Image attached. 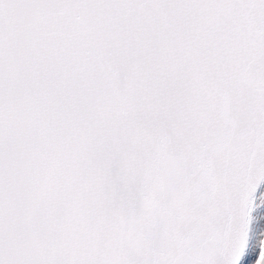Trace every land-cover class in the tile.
<instances>
[{"label":"snow or ice","instance_id":"obj_1","mask_svg":"<svg viewBox=\"0 0 264 264\" xmlns=\"http://www.w3.org/2000/svg\"><path fill=\"white\" fill-rule=\"evenodd\" d=\"M262 184L264 0H0V264H264Z\"/></svg>","mask_w":264,"mask_h":264},{"label":"rangeland","instance_id":"obj_2","mask_svg":"<svg viewBox=\"0 0 264 264\" xmlns=\"http://www.w3.org/2000/svg\"><path fill=\"white\" fill-rule=\"evenodd\" d=\"M261 190H264V186L261 188ZM256 252L258 254V252H259V249L258 248H257ZM255 258H256L255 254L252 255V256H250V257H246L244 264H247V262H248L249 259H255Z\"/></svg>","mask_w":264,"mask_h":264},{"label":"water","instance_id":"obj_3","mask_svg":"<svg viewBox=\"0 0 264 264\" xmlns=\"http://www.w3.org/2000/svg\"><path fill=\"white\" fill-rule=\"evenodd\" d=\"M264 186V184L261 185V188Z\"/></svg>","mask_w":264,"mask_h":264}]
</instances>
